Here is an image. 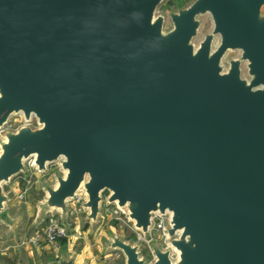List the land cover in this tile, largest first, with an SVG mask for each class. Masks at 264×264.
Segmentation results:
<instances>
[{"label": "water", "instance_id": "95a60500", "mask_svg": "<svg viewBox=\"0 0 264 264\" xmlns=\"http://www.w3.org/2000/svg\"><path fill=\"white\" fill-rule=\"evenodd\" d=\"M161 1L0 0V220L16 221L3 184L29 158L56 162L35 224L50 211L68 228L81 190L92 225L103 202L145 237L164 217L148 264H264V0H193L169 27ZM205 12L213 26L195 44ZM229 49L240 54L225 67ZM108 244L146 264L139 242Z\"/></svg>", "mask_w": 264, "mask_h": 264}, {"label": "rangeland", "instance_id": "374dc122", "mask_svg": "<svg viewBox=\"0 0 264 264\" xmlns=\"http://www.w3.org/2000/svg\"><path fill=\"white\" fill-rule=\"evenodd\" d=\"M193 0H162L157 8L156 13H163L165 15V27L170 26L169 11L177 10L180 7L188 5ZM200 25L197 34L193 38V42L197 44L199 40L204 36L205 33L212 29L213 22L211 16L208 12L199 15ZM218 35L216 34L213 39V46L218 42ZM239 50L229 49L225 52L222 57L223 66H227L228 61L232 57L239 56ZM242 74L247 76V68L245 61L241 63ZM23 122V116L20 112L13 113L10 115L8 122L4 125V128H15ZM36 124L35 119L31 121ZM2 129L0 128V139L2 138ZM31 158L26 161L27 170L25 172H20L13 176L11 180L4 183V190H8L12 187V182L15 179L19 181L15 182L14 192L24 190V199H18L14 194L6 202V209L8 211V217L10 219H18L17 227L15 228V234H11V229L5 222H0V236L5 237V240L0 242V247L8 246L6 258L8 257L9 264H48V262L55 258V252H46L40 250V252L35 253L32 256H28L24 245L21 243L23 237L28 236V234L33 233L35 230L40 228L44 224L51 212L48 211L44 214V220L33 226L31 224L32 220L35 219L34 211H36L37 201L42 200L45 194V190L42 187L41 181L46 180L50 184L55 182L54 171L58 170V165L56 162H50L47 164V168L44 171H39L36 167L30 164ZM25 173V174H24ZM24 177V178H23ZM19 183V184H18ZM25 201H30L31 205H27ZM71 201V200H70ZM69 201V203H70ZM105 203L103 202V205ZM85 210L78 213L79 221L72 225L68 231V236L60 241V248L64 249L67 254L77 252V260L84 264H125V256L120 248L109 247L108 243L110 241L111 235L114 233L119 234L127 240H132L133 242H139V250L141 256L144 258L146 264L152 261V253L149 246V241L140 240L131 227L125 223H115L111 220H107V215L101 214L99 219L92 225L91 222L85 220ZM125 214V213H124ZM34 230V231H33ZM29 237V236H28ZM27 237V238H28ZM160 243L156 239H152ZM59 256V255H58ZM58 258V257H57ZM82 259V260H81ZM4 262L3 258L1 259ZM76 262L78 263V261Z\"/></svg>", "mask_w": 264, "mask_h": 264}, {"label": "built area", "instance_id": "2783aa9c", "mask_svg": "<svg viewBox=\"0 0 264 264\" xmlns=\"http://www.w3.org/2000/svg\"><path fill=\"white\" fill-rule=\"evenodd\" d=\"M31 164V163H30ZM25 174V173H24ZM24 178V177H23ZM19 181V180H18ZM25 189L15 192L18 199H24ZM85 195L81 190L77 191L75 197L69 203V210L67 221L69 227L66 228L62 223L59 214L49 215L44 221V224L35 230L25 242L33 245H48L55 249L58 247L60 241L68 236V231L71 226L79 221L78 213L84 211L81 202L84 200ZM103 214L107 215V220H111L115 223H125L132 230L135 231L137 238L140 240L150 241L156 239L164 245L165 233H164V217L162 215H154L149 227V235L145 237L143 233L135 228L124 214V212L113 202L103 205ZM102 214V215H103Z\"/></svg>", "mask_w": 264, "mask_h": 264}, {"label": "crops", "instance_id": "0c3cea01", "mask_svg": "<svg viewBox=\"0 0 264 264\" xmlns=\"http://www.w3.org/2000/svg\"><path fill=\"white\" fill-rule=\"evenodd\" d=\"M16 181L18 182V179L13 180V182H12L13 183L12 184L13 189L16 187L14 185ZM25 203H27V205L28 204L31 205L34 208L33 204L30 203V201H25ZM35 212L36 211H34V215H35ZM14 220H16V221L14 222V224L12 225V227H11L10 224L6 223V224H8V226H10V228H12L11 231H10L11 234H15V232H16L15 231V228L17 227V221H18V219H14ZM0 222H2V220H0ZM31 224L33 226H35V219L32 220ZM31 234L29 233L28 236H30ZM28 236H26V237L24 236L23 239L21 240V243L24 245V249L26 250L27 255L29 257L32 256V255H34L37 252H40V250H44V251H46L48 253L55 252L53 254L55 258H53V259H57L58 255H60L64 251H66V250L60 248V252H59V247H61L60 244L58 245L57 248L53 249V248L49 247L48 245H39V246H37V245H33V244H30V243H27V242H25V240L27 239ZM4 240H5V237L0 236V242H2ZM7 249H8V246H6V245L0 247V264H9L8 257L6 258V256H5V255H9V254H7V251H6ZM77 255H79V254L77 252H75L74 257H73V263L74 264H84V262L83 263H80V260H77ZM2 258L4 260H6V262H4L3 260H1ZM76 260L78 261V263L76 262Z\"/></svg>", "mask_w": 264, "mask_h": 264}]
</instances>
